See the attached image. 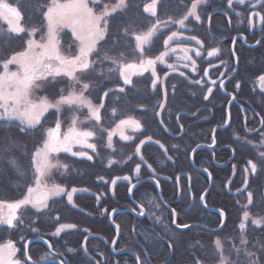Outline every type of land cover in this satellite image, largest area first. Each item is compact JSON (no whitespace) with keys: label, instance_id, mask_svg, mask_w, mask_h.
<instances>
[{"label":"flooded vegetation","instance_id":"flooded-vegetation-1","mask_svg":"<svg viewBox=\"0 0 264 264\" xmlns=\"http://www.w3.org/2000/svg\"><path fill=\"white\" fill-rule=\"evenodd\" d=\"M250 12L264 13V5L252 8L250 3L242 5L234 0L229 7L226 0L224 7L211 10L207 15L208 21L215 16L220 21L218 35L208 34L221 52L216 58L205 59L201 67L198 65L201 70H198V75H201L203 83L213 88L209 98L204 99L202 90L191 99L194 103H204L197 110L207 113L203 121H211L213 114L219 113L208 135L183 152L180 144H185L187 140L182 137L185 128L178 118L194 117L195 113L189 112L192 107L188 106L187 112L180 111L177 120L167 128L156 115L159 130L147 131L141 126L144 135L134 148V157L140 165L138 173L135 166L131 171L130 153H123L129 155L128 159L125 158L122 165H118L121 169L116 171L114 164L107 166V156L103 158V155L96 154L97 159L103 158L101 166L108 174L93 177L94 189H67L60 184L66 192L73 188L78 190L73 196V203L69 204L63 194L55 198L52 206V199L49 201V208L43 213L44 231L25 238L22 244L23 261L25 243L41 239L43 241L30 242L27 248L31 262L37 264H61L63 260H67L68 264H168L182 242L190 240L192 232L189 231L216 233L193 225L216 229L223 219L224 226L227 196L236 198L245 189V179L236 180L235 173L227 179L226 168L234 157L228 144L240 143L242 132L253 136L264 128L261 125V120H264V92L249 85L250 80L261 75L252 78L241 72L244 63H258L250 54L258 55L264 63V24L254 17L250 27ZM187 62L191 65V61ZM166 65L162 66L167 68ZM205 70L208 75H205ZM220 81H223L224 87L220 86ZM243 81L248 88L243 86ZM238 82L239 88L236 87ZM182 91L174 88V94ZM226 121L230 126L225 127ZM149 137L151 140H148ZM141 141L145 143L141 145ZM137 145H140V155H136ZM227 148L230 152L228 159ZM180 152L183 154L180 155ZM125 176L129 180H124ZM234 178L235 184L232 185ZM113 179L117 180L115 185L112 184ZM202 195L204 200L200 199ZM174 218L176 223H173ZM35 222L34 219L29 222L30 229L37 228ZM61 224L75 225V228L66 229L58 236L52 235ZM178 224L193 227L180 230ZM168 231L178 234L179 238H170ZM45 241L52 245L51 249ZM67 249L74 251L69 253ZM46 253L54 259L42 260Z\"/></svg>","mask_w":264,"mask_h":264},{"label":"snow or ice","instance_id":"snow-or-ice-1","mask_svg":"<svg viewBox=\"0 0 264 264\" xmlns=\"http://www.w3.org/2000/svg\"><path fill=\"white\" fill-rule=\"evenodd\" d=\"M229 7H232L234 0H228ZM235 3L248 5L251 4L252 8L264 5V0H235ZM101 0H50L46 6H41L42 15L44 21V34L41 40H36L34 37L37 32L41 31L40 28L28 29L22 24L23 14L19 10L18 6H13L7 0H0V21L7 24V32L0 29V36H6L8 39L15 37H23L26 35L28 39L24 41L23 50L14 53L5 61H0V126H13V122H18L17 127L21 131H34L42 123V117L50 109L55 110L57 120L54 127H49L44 132V139L42 145L37 147L32 153V168H33V183L27 187L26 193L21 199L16 201H3L0 200V226L6 225L9 229H14L23 224L22 211H27L29 206L35 210L36 214H43L49 208V201L52 198L60 197L62 194L67 196L69 204L73 203V196L77 193V189L73 188L71 191L65 190L64 187L49 183L48 179L53 169L67 170L66 164H61L56 159L54 154L69 153L73 157L85 158L89 161L93 159V156L89 155L86 149H91L92 152H96L95 143L90 142L96 133L91 129H82L79 125L83 122L79 121L73 116L71 125L66 131H62V121L60 116L63 113L65 106L68 110L73 112L87 108L89 120H94L97 124L101 121L100 111L103 107V97L101 98V104L95 106L92 104L85 93L91 89L89 83H81L85 79L88 72L96 71L97 61L91 59L92 56L100 55L101 42H106V35L109 29V18L113 12L127 11V0H117V3L109 8L104 5L103 9L97 13L95 9L100 7ZM201 4H206V0H193L187 13L180 19H172L169 17L165 21L156 19V21L146 30L137 33L132 31V36L135 40V48L133 50V57L137 59L133 61H127L124 53H120L119 58L105 55L103 60L109 61L113 67L108 69L109 73L118 72L120 79L123 81V85L131 86L133 84L132 77L143 76L146 72L151 73L153 88L156 87L158 82L157 64H165L166 57L170 54L181 53L176 57L177 60L186 61L184 67H189L187 61H191V68L196 70V61L188 55L190 51H195L196 56H201V51L197 49H190L188 47H171L170 44L173 41L178 40H194L197 45L201 42L195 37H185L182 31H171L164 41V51H161L155 57L148 55L151 51V45L154 38L157 37V33L161 27H165L171 24H175L179 29L186 28V21L190 18H194L197 22H200L201 16L198 14V8ZM143 11L150 13L151 16H157V0H151L150 4L144 6ZM239 15V13H237ZM256 18L257 22L264 24V13L250 12L249 25L253 26V18ZM70 30L72 36V44L77 45L75 54L71 56L65 55L61 50V37L64 30ZM129 34V28L124 29V37ZM259 43V41L257 42ZM119 46L117 42H113V48ZM147 46V47H146ZM71 51V46L69 48ZM218 49H212L208 51V57H214L218 54ZM235 55V53H233ZM16 66V70H12L10 66ZM167 68L171 71H176L174 63H168ZM235 69H233L234 71ZM79 73V75H78ZM103 75V73H101ZM182 77L185 75L183 72L179 73ZM166 76L168 73L165 74ZM205 75H208L205 70ZM223 75V74H221ZM58 77H67L70 81L69 91L64 94V90L61 89L59 98L55 101H51L48 97H40L38 100L34 99V91L38 88H43L49 83H58ZM51 78V79H49ZM258 80L264 85V75L258 77ZM193 83L200 84L201 81L195 80ZM216 83L215 80L212 81ZM220 86L224 87L223 81H220ZM239 88V82L236 85ZM77 88L79 90L77 91ZM175 88V86H173ZM93 91L95 89H92ZM113 91L120 93L125 92L124 87H119ZM212 92V88H208V93ZM110 92H105L104 95H109ZM209 95H205L204 99L207 100ZM164 103H161L159 107L164 108ZM116 110L113 109L115 115ZM160 115L159 112L156 113ZM261 125H264V120H261ZM230 126L229 122H225V127ZM130 127L133 131H139L141 124L138 120L132 117L121 119L116 125L115 129L107 132V147H112L113 135L119 133L121 140H129L130 136L125 135L124 128ZM264 135V133H262ZM151 140V137L148 138ZM215 142V141H214ZM145 141H141L143 145ZM157 143H159L157 141ZM248 143H251L250 141ZM264 143V141H262ZM163 148V145H160ZM76 148L77 150H73ZM140 145H137L136 155H140ZM261 163H264V152L259 153L258 157ZM141 160L143 157L141 156ZM55 161V162H53ZM9 163L16 168L19 176L23 179L25 173L18 167L17 161L13 158ZM109 163H114L109 161ZM248 166L251 173L254 175L257 172V163L252 160L248 161ZM149 167H151L149 165ZM249 168L245 169L247 173ZM140 165L137 164L135 171L138 173ZM207 171V169H205ZM124 180H129V177H123ZM117 183L116 179L112 180V184ZM248 184L247 175L245 176L244 185L245 189ZM19 187V185H17ZM242 189L241 191L245 190ZM87 191V190H83ZM131 192V188L129 189ZM99 200V197H97ZM204 200V196L200 197ZM248 205L252 204L253 194L248 192L247 194ZM248 205H245L247 208ZM75 206V205H73ZM115 212V210H113ZM143 214V213H141ZM175 216V213H174ZM223 217V212H221ZM250 218L249 211L245 210L239 224L240 244L242 247H235L237 257L243 255L245 257V264H261V262L255 258V253L247 249V238L245 236L246 221ZM57 220L59 217L56 218ZM159 220V217H157ZM173 223H176L175 218ZM253 225L259 226L264 224V219H252ZM177 227L187 229L190 226L188 224L177 225ZM223 227V219L221 220V228ZM75 225L61 224L56 228V231L52 234L54 236L60 235L61 232L66 229H74ZM36 231V229H32ZM115 242V241H114ZM48 244L47 241H45ZM217 252L220 255L219 264H240L239 259L230 261L227 256L223 254V248L219 239L214 241ZM49 249L52 248L51 244H48ZM171 247V244H169ZM27 243L25 244V261H21L17 258L18 249L16 245L8 240L7 242L0 244V264H27V261H31V257L27 254ZM264 250V248H262ZM69 253L73 252V249H67ZM86 251V249H85ZM60 255H63L60 253ZM42 260L54 259L50 254L46 253ZM139 260V258H138ZM32 264L37 262L32 261ZM61 264H68L67 260L61 261ZM196 264H201L197 261Z\"/></svg>","mask_w":264,"mask_h":264},{"label":"trees","instance_id":"trees-1","mask_svg":"<svg viewBox=\"0 0 264 264\" xmlns=\"http://www.w3.org/2000/svg\"><path fill=\"white\" fill-rule=\"evenodd\" d=\"M225 1L226 0H206V4H201L198 8V14L201 16L200 22L190 18L189 21H186L185 30L182 31L185 37H188V35L195 36L201 42V56H194L200 64V67L204 64L206 52L209 49H214L212 48L214 47L212 38L208 33L210 32L212 35H218L220 32V21L218 20V16H215L207 23V15L211 10L224 7ZM7 2L13 6L19 7V10L23 14L22 24L26 28L41 29V31L36 33L34 38L42 37L44 34V21L41 6H46L50 0H7ZM192 2L193 0H157V16L153 17L150 13H145L143 11L144 6L150 4L151 0H127V11L118 10L111 14L106 42H101L100 55L91 57V59L97 61L95 65L96 71L88 72L85 79L81 81V83H89L91 85V89L86 92V95L94 105L99 106L101 104V98L103 97L102 113L112 107L118 112V116H116L115 119L119 120L132 117L140 122L143 130L147 129V131H152L160 129L154 114L156 103L162 99L160 91L154 90V92H152V89H148L146 80H140V83L134 81L133 86L121 84L118 72H108L111 64L109 61L103 60V56L105 55L106 49H111L107 51L108 56L119 58L120 53H124L127 61L137 59L139 54H137L136 58L132 55L135 48V40L131 34L132 31L135 30L137 33L146 31L156 19L161 21H165L169 17L174 20L180 19L187 13ZM116 3L117 0H101L100 7H97L95 11L99 13L104 5L111 8ZM125 28H129V34L126 38L124 37ZM171 31L180 30H178L175 24L166 27L161 25L148 55L155 57L164 50L163 41L170 35ZM26 39H28L26 35L12 39H8L6 36H0V61H5L14 53L23 50L25 46L24 41ZM72 39L70 32H63L61 37V50L67 56H71L76 52V45L72 44ZM181 41H184L183 43L186 45L192 44L193 42V40ZM113 42H117L119 46L113 48ZM70 46L71 51L69 50ZM250 55L253 57L255 56L254 58L257 59L258 63L254 65H246L244 63L245 65L243 64V69L241 70L242 74L252 78L264 74V63L259 60V56L256 54ZM166 70L167 68L161 66L159 68V74H163ZM101 73H103V75ZM57 80L60 82L49 83L43 88L35 89L33 98L38 100L40 97H48L49 100L55 101L59 98L61 89L64 90V94L67 93L70 90V81L68 78L58 77ZM243 86L247 87L245 81H243ZM119 87H124L125 92L120 93L118 91H113ZM181 87L182 86H180L179 89H181ZM140 88H143V90ZM92 89L95 90L93 91ZM77 90H79V88H77ZM144 90H146V92ZM105 92H110V94L105 96ZM115 95L117 96L116 100H113ZM176 95L179 106L186 104L192 107L189 112L195 113L193 118H188L186 116H180L178 118L185 128L182 137L187 140L185 144H180V147L184 150L183 152H187L198 140L208 135L210 126H212V122H215L214 120L219 113H214V118H212L211 121H203L207 113L197 111L199 107L204 105L203 102L197 101L194 103L189 96L183 93ZM54 113V109H50L49 112L45 113V116L42 117L41 125L34 131H21L20 128L16 126L18 122H13V126L11 127L0 126V200L12 202L21 199L25 194L32 179L30 163L31 154L41 145L45 130L48 127L55 126L57 116ZM60 119H62V115ZM142 129L135 132L134 136L136 139L144 135ZM261 131H264V128ZM243 137L247 140L255 141L257 135L247 136L242 132V138ZM97 143V150L94 153L100 154L101 156L103 155V158L106 157L108 154L103 147L100 146L101 143ZM121 143V141H118L115 144L118 147L121 146L125 154L133 152L132 140ZM228 147L234 152V157L230 160L226 168L227 179H229L232 173H235L236 180L245 179L247 175L248 184L246 189L236 198L227 196L226 220L220 231L214 234L206 233L202 230L189 231L190 233L192 232L190 240L182 242V245L175 250L172 261L168 264H196L197 261H200L201 264L217 263L218 254L213 245V240L215 238L226 239L238 234L237 225L240 221L243 205L246 202L244 199L246 192H252L253 194L252 204L248 207L249 213L251 215H261L264 217V193L262 189V184L264 182V163H261L258 159L259 156H257V152L261 150L245 141H241L237 144L229 143ZM229 148H227L226 151L227 159L230 153L228 150ZM183 152H180V155H182ZM94 153L91 161L85 158H63L65 161H61L70 166H68L66 173L69 178L66 180H63V178L60 180L58 179L60 184L64 185L67 189L71 187L94 189V183L92 182L93 177L98 174H108V171L104 170L101 166V160L103 158L101 160L97 159ZM13 158L17 161L18 167L25 173L23 179L19 176L16 168L9 163ZM249 160L257 163V172L254 175L245 172V169L249 168ZM135 163H137L136 158L131 157V166L134 167L133 165ZM235 178L232 185L235 184ZM17 185H19V187H17ZM21 214L23 224L16 227L17 229H9L6 225L0 226V244L8 240L15 241L14 239H16V236L21 234L28 238L30 236L29 222L33 219L36 221L35 225L37 228H43L44 214H36L30 206L27 211H23ZM245 236L248 241L247 249L254 252L255 258L258 259L261 264H264V250H262V248H264V226L261 228L247 229L245 231Z\"/></svg>","mask_w":264,"mask_h":264},{"label":"rangeland","instance_id":"rangeland-1","mask_svg":"<svg viewBox=\"0 0 264 264\" xmlns=\"http://www.w3.org/2000/svg\"><path fill=\"white\" fill-rule=\"evenodd\" d=\"M192 19L194 21H196L194 18H192ZM208 20H209V18L207 17V23L209 22ZM0 29H3L4 32H7V24L5 22H3V21H0ZM178 30L183 31L185 29H179L178 28ZM64 31L70 32V30H67V29L64 30ZM70 34H71V32H70ZM189 36L190 35H188V37ZM35 39L39 41V40H41V37L35 38ZM193 42L195 44H187V45L184 44L183 45V44H181L183 42L178 40V41L171 42L170 46L171 47H175V46L188 47L190 49H197V50L201 51L202 50V49H200L201 48L200 47L201 44L197 45L194 40H193ZM76 48H77V45H76ZM212 48L218 49L219 50L218 53L220 54L221 49H219V47L214 46ZM164 50H162V51H164ZM191 53H194V54H191ZM189 54L192 57V59L196 60L195 57H194V56H196L195 55V51H190ZM219 54H217L214 57H209V59L216 58L217 56H219ZM178 55H182V54L181 53L170 54L168 57H166V63H165V65L168 64V63H174V64L176 63L175 65L178 67L176 69V71H171L170 69H167L166 71H164L163 74H159V68L162 65L159 64V63L157 64L156 68H157L158 82H157V85H156L155 88H153V85H152V77H151L150 71L146 72L143 76H134V77H132L133 82L137 81V83H140L139 82L140 80H146V84H147V88L148 89H152V90H155V91H158V90L160 91L162 99L156 103L157 105H156V107L154 109V113L157 116L158 120L163 124V126L165 128H167L168 126H171L170 124H171L172 121L175 122L177 120V117L179 116L180 111L187 112V109H188V106L186 104L179 106V104L177 102V99H176L177 95L174 94L173 86H175V88H177V89L180 86H182L181 90H184V91H182L183 94L186 95V96H189L190 98H193V96L196 95L197 92L200 93V92H202V90H204L203 91L204 93L202 95L205 96L206 94L207 95L209 94L208 93V88L209 87L206 86L203 83L201 75H198V70H200L199 69L200 67H198V65L200 66V64L197 62V60H196V70L193 71L192 68H191V65L188 62L187 63L189 64V67L186 68V67L183 66L184 63H186V61H182V60H177L176 59V57ZM207 58H208V56H205V59H207ZM110 67H113V66L110 65ZM10 68L12 70H16V66H14V65L10 66ZM180 72H183L185 75L182 77L179 74ZM166 73H168L167 76L165 75ZM191 77H195V79H192ZM195 80H199V81H201V83L200 84L193 83V81H195ZM119 81H120L121 84H123V81L120 79V77H119ZM194 85H195V87H194ZM249 85H250V88H252V89H259L262 92H264V85L261 84V82L258 80V78L250 80L249 81ZM132 86H133V84H132ZM210 88H212V87H210ZM140 89L143 90V88H140ZM144 91L146 92V90H144ZM66 94L67 93H65V95ZM85 95H86V93H85ZM86 97H87V95H86ZM116 97L117 96L115 95L113 100H116ZM161 103H164V105H165L163 109H161L159 107V105ZM92 104H93V102H92ZM113 109H115V108L111 107V109L110 108L107 109V111H105L104 113H102L100 111L101 121H100L99 124H97L94 120H89L88 109L86 107L73 112L71 110H68L67 107L65 106V108L63 110V113H62L61 121H62V131H66L67 128L71 125L73 116H75L79 121L83 122V123H81L79 125V127H81L82 129H85V130H87V129L93 130L96 133V135L93 138H91L90 142L95 143V145L98 144L97 142H100L101 143L100 146L103 147V149L108 154L107 155L105 153L107 155V157H106L107 166H110V165L114 164L115 170H118L119 168L121 169V167H119L118 165H122V163L128 158L134 157V149H132L133 152H131L130 153V157H128L129 155H127V156L123 155L124 152L122 150V147L121 146L118 147L115 143L118 142V141H121L122 143H124L125 141L132 140L133 148H135L139 138L136 139V137L134 136L135 132H137V131H133L132 128H130V127H125L124 128V133H125V135L130 136L131 139H129V140H121L119 133H117V134L113 135V137H112V147L111 148L107 147V143H108L107 132L109 130L115 129L116 125L121 120V119H119V120L115 119V117L118 116V112L115 109L116 113L114 115L113 114ZM157 112H159L160 115H157L156 114ZM124 119H126V118H124ZM262 133H264V131H261L257 135V138H256L255 141L247 140L244 137L242 138V141H245V142H249L250 141L251 142L250 144H252V146H255V147H257L258 149L261 150V151L257 152V156H259L260 152H264V143H262V141H264V135H262ZM43 139H44V135L42 137V141H43ZM41 145H42V143H41ZM96 148H97V145H96ZM73 150L75 151L77 149L74 148ZM85 151H87V153L89 155L93 156L94 152H92L91 149H86ZM54 155H55L56 159H58L60 161L61 164H66L67 166H69V164L63 162V161H65L63 158H66L68 156L70 158H80V157H73L69 153H59V154H54ZM95 155H96V153H94V156ZM126 157H128V158H126ZM118 159L121 160V161H118ZM61 160H63V161H61ZM109 161H113L114 163L110 164ZM53 162H55V161H53ZM30 163H31V169H32V173H31L32 179L30 181V184H32L33 183L32 154H31V158H30ZM133 166L137 167V163H135ZM130 167H131V170H133L134 167H132L131 164H130ZM66 173H67V170H64V169H59V170L53 169L51 174H50V177L48 179V182L49 183H55V184L59 185L60 184L59 180L61 178H63V180H66V179L69 178L66 175ZM247 174H251L252 175L250 169L247 172ZM262 189H263V193H264V182L262 184ZM247 194H248V192H246L245 195H244L245 196L244 199H245L246 202L243 205V211H242L241 216H240L239 224L241 223V218L243 216V212L245 210L248 211V207H250V205H248ZM55 198H52V201H50L51 206L53 205V203L55 201ZM245 205H248L247 208H245ZM252 219H264V217L261 216V215H251L250 214L249 220L245 222L246 223V230L249 229V228H261V227L264 226V224H261L259 226L253 225L251 223ZM239 224L237 225L238 234L236 236H232V237L226 238V239L215 238L213 240V245L215 247L214 241L219 239L220 242H221L222 248H223V254L225 256H227L230 261H235V260L239 259L240 264H245V257L243 255H240L239 257H237L236 252L234 250L235 247H242L241 244H240L241 232H240V229L238 227ZM33 229H36V231H33L32 229H30L29 230L30 236L31 235L41 234L42 233L41 231H44V228H42V229L33 228ZM168 236L170 238H172V239H173V237L174 238L175 237L179 238L178 234H176L174 232H170V231H168ZM26 237L27 236L21 234V235L16 236V239H14L15 241H12L16 245V247L18 249L17 258L20 259L21 261H23V258H22V244L24 242V238H26ZM233 238H235V239H233ZM215 249H216V247H215ZM217 254H218V258H217V263H215V264H219L220 255H219L218 252H217Z\"/></svg>","mask_w":264,"mask_h":264},{"label":"water","instance_id":"water-1","mask_svg":"<svg viewBox=\"0 0 264 264\" xmlns=\"http://www.w3.org/2000/svg\"><path fill=\"white\" fill-rule=\"evenodd\" d=\"M223 223H224V220H223ZM194 227H199V228H202L203 230L207 231V232H218L220 231L222 228H221V225L216 228V229H210V228H206V227H202V226H198V225H193ZM193 226H190V227H193ZM180 230H185L184 228H179ZM32 241H43L41 239H34V240H30V241H27V245H29L30 242ZM25 243V244H26ZM24 259L26 260V257H25V246H24ZM28 264H32L31 261H27ZM39 264H43V263H39Z\"/></svg>","mask_w":264,"mask_h":264}]
</instances>
